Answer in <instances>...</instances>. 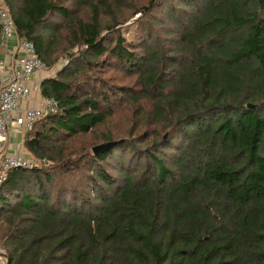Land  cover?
<instances>
[{
  "label": "trees",
  "instance_id": "16d2710c",
  "mask_svg": "<svg viewBox=\"0 0 264 264\" xmlns=\"http://www.w3.org/2000/svg\"><path fill=\"white\" fill-rule=\"evenodd\" d=\"M175 1L178 12L171 0L128 5L142 15L158 7L171 20L160 61L149 45L140 60L131 54L109 34L114 23L98 25L97 5L117 0H5L43 63L56 17L85 46L81 59L140 61L144 87L157 89L151 121L168 130L140 146L104 136L117 142L102 153L93 145L63 153L109 114L108 97L71 90L74 62L44 78L39 92L58 110L34 121L23 145L54 162L12 168L0 183L7 264H264V0Z\"/></svg>",
  "mask_w": 264,
  "mask_h": 264
},
{
  "label": "rangeland",
  "instance_id": "374dc122",
  "mask_svg": "<svg viewBox=\"0 0 264 264\" xmlns=\"http://www.w3.org/2000/svg\"><path fill=\"white\" fill-rule=\"evenodd\" d=\"M146 2L147 0H117V4L110 3L108 7L97 5V23L101 28L103 25L114 23V30L109 34L111 36L120 34L125 42L124 48L131 51L136 58L139 57V60L144 57L142 55L148 53L144 45H149L151 49H154L156 56H161L160 61H162V55L169 54L170 43L167 40L174 38L173 35L164 32L165 29L172 28V23L165 16L166 13L158 7L142 15L133 14L131 7L128 6L138 7ZM171 3L174 8L180 6L175 0H171ZM120 4L124 6L121 7ZM178 10L176 8L175 12ZM70 11L83 22L89 20L90 12L86 7H75L71 4ZM55 21L57 22L56 30L52 34H44L48 58H43L45 63L43 70L52 78L64 65L71 62L76 63L78 69L72 71L71 67L67 69L68 73L72 72L66 80L71 84V90L84 87L85 93H96L101 97L100 100L104 99L102 95H106L108 98L105 101V107L109 109V114L104 120L86 134L64 142L63 153L70 151L74 153V156H78L87 146L90 152V147L103 142L104 136L113 140L124 139L136 146L141 145L142 142L139 141L142 139L149 143L152 139L167 136L168 130H162V124L151 121L153 110L149 92H156L157 89L152 90L150 86L144 87L145 82L142 81L140 74L144 72L145 67L140 66L141 62L138 61L142 70L136 71L139 67L136 60L133 62L135 65L131 66L133 63L128 64L125 61L111 58L108 52L97 56L85 55L81 59V55L85 53V46L77 41V35L72 36L69 29H66L65 25L68 20L56 17ZM164 90L167 91V89ZM129 92L133 93V96H130ZM3 155L2 153L1 156ZM42 157L45 162L40 167L45 168L53 164L54 159L47 156L39 158ZM0 248L5 256L6 252L1 239Z\"/></svg>",
  "mask_w": 264,
  "mask_h": 264
},
{
  "label": "built area",
  "instance_id": "2783aa9c",
  "mask_svg": "<svg viewBox=\"0 0 264 264\" xmlns=\"http://www.w3.org/2000/svg\"><path fill=\"white\" fill-rule=\"evenodd\" d=\"M15 38L13 45L8 40ZM0 47L5 56L0 57V150L7 140L8 132L26 133L31 130L34 121L58 110L56 100L51 96L38 94V85L30 84L32 74L44 68L37 56L33 43L15 30L13 20L5 0H0ZM36 94L30 104L23 101L29 94ZM45 159L37 158L27 152L17 151L0 155V183L12 168L40 167ZM0 264H7L0 248Z\"/></svg>",
  "mask_w": 264,
  "mask_h": 264
},
{
  "label": "crops",
  "instance_id": "0c3cea01",
  "mask_svg": "<svg viewBox=\"0 0 264 264\" xmlns=\"http://www.w3.org/2000/svg\"><path fill=\"white\" fill-rule=\"evenodd\" d=\"M16 39L15 38H11L10 40H8V45L11 46L15 43ZM5 56V51L2 49V47H0V57ZM49 75L43 70H37L35 71L32 76H31V81L30 84L31 86L33 85H38V89L39 86L42 82V80L44 78H48ZM38 94H40V92L38 91ZM36 94H34V92H31L29 94V96L27 97V99H25V101H23L24 105H28L31 102V99L33 98V96H35ZM24 134L22 132H16L13 129H10L8 132V136H7V140L5 142V145L3 147V149L0 150V155L3 154H9V153H14L17 151H22V152H27L24 145H23V138H24Z\"/></svg>",
  "mask_w": 264,
  "mask_h": 264
},
{
  "label": "water",
  "instance_id": "95a60500",
  "mask_svg": "<svg viewBox=\"0 0 264 264\" xmlns=\"http://www.w3.org/2000/svg\"><path fill=\"white\" fill-rule=\"evenodd\" d=\"M258 4L261 6L262 0H257ZM120 141V140H119ZM117 141H106L102 143L95 144L91 147L92 154H98L104 152L107 148H109L111 145L116 143Z\"/></svg>",
  "mask_w": 264,
  "mask_h": 264
}]
</instances>
